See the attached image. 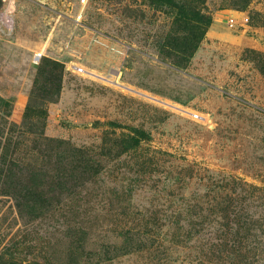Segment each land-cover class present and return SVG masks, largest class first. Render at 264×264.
I'll list each match as a JSON object with an SVG mask.
<instances>
[{"label":"rangeland","instance_id":"obj_1","mask_svg":"<svg viewBox=\"0 0 264 264\" xmlns=\"http://www.w3.org/2000/svg\"><path fill=\"white\" fill-rule=\"evenodd\" d=\"M244 1L176 0L212 20L195 52L184 55L193 34L172 6L0 0V96L20 111L12 125L0 120V127H17L25 145L49 144L58 157L67 148H84L101 169L81 182L73 199L38 220L20 216L14 200L0 195L4 248L21 260L66 264L79 231L87 233V253H102L124 229L144 230L148 223L153 235L173 211L168 194L184 192L182 185L195 180L193 170L195 182L212 172L259 188L263 212L264 0ZM9 18L10 34L3 28ZM44 58L63 65L55 100L49 97L56 79L34 89ZM27 108L46 115L23 120ZM135 130L148 136L139 138ZM127 137L140 144L122 153ZM155 237L160 241L163 233ZM201 250V244L153 249L105 264H264L259 251L235 259Z\"/></svg>","mask_w":264,"mask_h":264},{"label":"trees","instance_id":"obj_2","mask_svg":"<svg viewBox=\"0 0 264 264\" xmlns=\"http://www.w3.org/2000/svg\"><path fill=\"white\" fill-rule=\"evenodd\" d=\"M148 1L156 5L172 6L177 11V20L193 34L186 39V42L192 39V49L182 53L185 55L188 51V54H193L212 24L211 17L199 9L189 10L176 0ZM251 1L245 0V6ZM201 2L205 3L206 0ZM62 76L63 65L44 58L39 66L35 91L49 88L45 79L54 78L57 85L49 98L55 100L60 95ZM19 113L0 96L2 122L10 120L12 125V117ZM45 115L44 110L27 108L22 119L43 118ZM16 129L17 127H0V195L14 200L20 216L34 220L42 218L53 212L56 205L73 199L81 190V182L85 184L91 175L97 177L101 173L99 162L84 148H67L68 154L62 155L59 152L61 156L58 157L54 149L49 148V144L46 147H28L18 138L22 135L17 137ZM135 132L139 138L148 136L140 130ZM36 140L54 142L48 138ZM65 144L67 143L63 141L58 142L61 146ZM139 144L140 139L137 137L122 139V153L136 149ZM28 156L34 157V160H27ZM195 173L193 170L192 177L196 180ZM208 173L212 175L207 179L200 177L198 182L194 180L190 184H183L184 192L168 194L173 211L171 216L165 217L164 224L158 227L159 231L155 234L150 233L154 232L155 227L148 229V223L144 230L141 227L124 229L118 235L119 241L107 245L102 253H87V233L85 230L79 231L76 239L71 242L66 264L112 263L125 255L153 249L165 252L171 247H187L192 244H201L200 252L217 257L229 255L226 257L247 259L257 251L260 255L263 254L264 210L259 211L262 195L257 194L260 189L234 177ZM192 185L194 190L188 189ZM161 233L163 238L159 241L155 236ZM0 264L54 263L48 258L21 260L0 243Z\"/></svg>","mask_w":264,"mask_h":264},{"label":"built area","instance_id":"obj_3","mask_svg":"<svg viewBox=\"0 0 264 264\" xmlns=\"http://www.w3.org/2000/svg\"><path fill=\"white\" fill-rule=\"evenodd\" d=\"M247 21H248V19L246 18L245 22H247ZM235 24H236V20L234 18H230L229 19V25L231 27H233V26H235ZM3 28H4L5 32H8L9 34L12 33V31L14 29V22L12 21V18H9L5 21ZM79 72H82V70H79Z\"/></svg>","mask_w":264,"mask_h":264},{"label":"bare ground","instance_id":"obj_4","mask_svg":"<svg viewBox=\"0 0 264 264\" xmlns=\"http://www.w3.org/2000/svg\"><path fill=\"white\" fill-rule=\"evenodd\" d=\"M107 41V40H106Z\"/></svg>","mask_w":264,"mask_h":264}]
</instances>
